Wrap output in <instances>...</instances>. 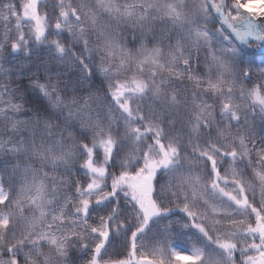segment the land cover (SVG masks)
Returning <instances> with one entry per match:
<instances>
[{"label": "snow or ice", "instance_id": "obj_1", "mask_svg": "<svg viewBox=\"0 0 264 264\" xmlns=\"http://www.w3.org/2000/svg\"><path fill=\"white\" fill-rule=\"evenodd\" d=\"M0 264H264V0H0Z\"/></svg>", "mask_w": 264, "mask_h": 264}]
</instances>
